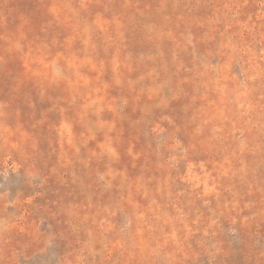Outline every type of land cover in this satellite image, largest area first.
<instances>
[{
	"label": "rangeland",
	"instance_id": "obj_1",
	"mask_svg": "<svg viewBox=\"0 0 264 264\" xmlns=\"http://www.w3.org/2000/svg\"><path fill=\"white\" fill-rule=\"evenodd\" d=\"M0 264H264V0H0Z\"/></svg>",
	"mask_w": 264,
	"mask_h": 264
}]
</instances>
